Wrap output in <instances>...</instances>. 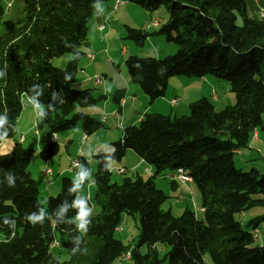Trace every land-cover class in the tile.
<instances>
[{"label":"trees","instance_id":"1","mask_svg":"<svg viewBox=\"0 0 264 264\" xmlns=\"http://www.w3.org/2000/svg\"><path fill=\"white\" fill-rule=\"evenodd\" d=\"M123 1L149 13L164 7L168 22L152 35L173 33L178 41L174 56L135 57L129 65L132 81L140 85L150 103L165 96L173 77L212 76L231 85L236 104L218 112L211 101L201 98L190 105L188 116L147 112L138 125L126 128L123 138L114 143L116 161L132 150L153 170L147 181L137 174L113 183V171L104 172L96 156L94 208L81 245L86 252L75 255L71 252L72 236L78 233L72 228L50 221H45L43 227H33L24 219L25 213L35 211L38 205L51 214L65 198L70 203L72 197L67 190L72 179L64 178L60 194L43 205L38 185L28 170L37 151L16 144L11 152L0 153V168L12 170L18 177L14 188L0 185V233L4 235L0 240V264H113L128 253L134 264H160L157 245L169 248L167 264H205L207 254L214 264H264V246L256 245L252 235L264 215L249 221V230L241 224V216L251 207L264 206V174L256 169L242 173L234 161L237 153L250 146L255 132L259 128L264 131V19L251 18L244 0ZM260 1L264 6V0ZM91 3L24 0V17L19 22L4 23L0 68L5 64L8 67L6 78L0 79V113L7 109L12 124L18 127L25 98L22 94L33 84H41L45 85L42 103L50 102L53 90L62 91L66 101L48 119L53 134L81 124L84 134L90 136L103 127L81 110L99 105L107 100L106 96L73 89L85 55L81 49L88 43L94 17ZM4 15L0 0V23ZM125 29L126 38L139 45L149 37L143 30ZM65 54L73 55V59L63 69L54 67L52 59ZM66 73L71 74L68 82L64 79ZM49 83L51 88L47 87ZM119 94L113 97L118 105L122 100ZM16 133L10 132L7 140ZM59 151L58 143L51 141L39 154L50 159ZM80 162L87 164L84 159ZM179 169L192 177L201 193L202 221L190 209L180 217L162 210L168 197L153 179L166 178ZM171 182L174 188L176 182ZM256 194L262 198H253ZM74 214L70 211L69 218ZM123 214L138 218L140 232L134 244L125 245L116 237ZM6 217L16 221L14 236L13 230L3 224ZM55 241L66 250L69 261L61 262L52 254ZM142 247H146L145 254L141 253Z\"/></svg>","mask_w":264,"mask_h":264},{"label":"rangeland","instance_id":"2","mask_svg":"<svg viewBox=\"0 0 264 264\" xmlns=\"http://www.w3.org/2000/svg\"><path fill=\"white\" fill-rule=\"evenodd\" d=\"M257 1V0H256ZM258 3L260 2L257 1ZM257 3V4H258ZM3 4L5 7V15L2 18L0 23V36L5 33V26L4 23L7 21L19 22L24 17V0H3ZM140 7V6H139ZM264 9L259 8V18L261 15V10ZM140 11H143L144 14L146 11L140 7ZM161 10H165L164 7ZM132 11H128L125 14V21L121 22V28H123V24L133 25H140L145 22V17H137L136 15H131ZM248 14L251 18H254L252 15L251 10L248 8ZM146 15V14H145ZM149 15V14H148ZM133 21H131V18ZM258 18V16H256ZM119 28V26L117 27ZM115 28V30H117ZM140 30V29H136ZM144 30V29H141ZM116 34V33H114ZM125 35V38H124ZM149 36H157V35H150ZM121 47H113V51L104 54V57L111 58V62L106 66H102L99 64H94L91 66L90 70L87 71V74H90L88 78L87 87L84 85H79V81L85 79V73L82 74L78 72L76 74V82L73 84V89L79 92L84 90H91L94 96L99 97L100 95L106 96L107 100L101 102L99 105L95 107L84 108L81 111L92 118H95L99 121L103 127L93 135L86 136L83 132L81 124L77 125L74 129L57 133L58 136V145L60 147L59 153L50 158L44 159L40 156V152L43 151L48 147L50 142L52 141L53 133L48 126V119L55 114H57V110L50 112L46 120H39L32 107H29V104L25 101L23 103V111H22V119L19 123L18 121V129L19 132L16 133L13 141L17 140L19 143V134L24 133L26 136V141L22 144L25 149H35L37 154L33 159L32 163L29 166V172L31 173L32 177L35 179L38 188L40 190V201L43 205L46 204L48 198L53 197L56 198L62 188V182L64 178L73 179L75 176V171L71 169V165L74 160L84 159L87 161L85 164L87 167L92 169L93 176L97 171V160L93 158L89 163L86 159V153L91 147L95 149L98 145L101 144H109L112 147H115L114 143L118 142L124 136L123 128L133 127L131 123L136 122L140 116L139 114H134L133 110L127 107V111H125L124 115L119 113V106L113 100V90L114 86L118 82H122V78L118 75L117 69L114 65H119L122 60L128 59L131 56H138L139 58H153L156 59L154 53L150 51L149 47L146 46V41L144 45H139L136 41L126 38V29L124 33L121 35L120 39ZM129 45L127 47V56L126 52H122V48L124 45ZM85 47V46H84ZM83 47V48H84ZM173 54L170 56H174L177 54V51H173ZM73 59V55L65 54L61 57L52 59V64L54 67L58 69H63L66 67L68 62ZM105 64L106 60L102 59ZM114 67V68H113ZM107 69V70H106ZM92 72V73H91ZM126 75L130 79L129 71L126 68ZM104 76L110 78L115 76L116 82L113 85H110V79L105 78ZM102 84L96 85L95 81L96 78H101ZM208 81H210V85L205 86V90L208 91L207 94H211L214 91L220 97V101L214 102L211 100L212 97H209V101H211L216 111L220 112L224 110V106H234L236 104L235 94L232 91L231 85L225 81H219L215 77L207 76ZM183 79H188L187 77H173L171 81H177V86H180L179 81H184ZM193 81H197L199 83L200 78H195ZM172 87V82H171ZM176 88V87H175ZM199 89V86H197ZM106 92V93H104ZM202 97L197 96L196 101L200 100ZM194 101V102H196ZM186 105H188V111L185 115L180 116H188L191 113L190 110V103L185 101ZM180 104V103H179ZM178 106V105H177ZM175 106V107H177ZM116 109V110H115ZM130 109V110H129ZM115 111V112H114ZM118 111V112H117ZM171 107L169 111L164 116H171L175 117V114L170 113ZM145 112V111H142ZM154 113V112H152ZM102 116H105L106 121H102ZM138 124V122H137ZM136 124V125H137ZM39 131V135L35 134V131ZM257 133H259L261 140L260 142H256V144L251 148L250 146L247 149H243L241 153H244L245 157L248 158V162H244V157L241 158V155L237 153L234 157L235 165L239 171L242 173H249L252 169H256L259 171L260 174H264V131L262 129H258ZM86 136V141L83 143V137ZM251 144L255 140V134L252 136ZM38 140L40 143L37 144ZM7 141V140H6ZM6 141H3L0 146V153H4L6 148ZM10 141V140H8ZM125 167L128 172L127 174L119 175L115 171L112 174V182L113 183H121L125 177H134L139 174L145 181L149 180L152 175L148 171V165L143 164L140 157L133 152L132 150H128L121 161H116L114 165V170L117 168ZM43 169H51L54 172L53 177L50 179L42 174ZM153 172V171H152ZM95 178V177H94ZM48 183L55 184V187H59V192L52 194L51 196L47 193L46 188ZM153 183L156 187L164 192V194L168 197L166 202L162 206V210L167 212L170 211L174 217H180L186 209L192 210L198 220H204V215L201 213V206H202V196L198 188L193 183H188L190 188H185L182 185H179L178 188L174 189L172 187V182L169 178H162L157 177L153 179ZM49 184V185H50ZM182 184V183H181ZM185 185V184H183ZM88 187L86 186V189ZM85 189V191H86ZM96 192V185H94L90 189V194L92 196V202L94 204V195ZM182 196V197H181ZM255 199L262 198L261 195L256 194L253 196ZM245 217L241 218V224L244 229L249 230L247 228V224L249 221L256 217H261L264 215V206H253L248 211L245 212ZM259 235L258 238L255 239L256 245H261L264 243V221L258 226ZM140 232V224L138 218L135 216H129L127 214L122 215L121 223L119 228L116 231V237L120 239L125 245L134 244ZM4 235L0 233V240H3ZM262 242V243H261ZM263 246V245H262ZM159 258L161 260L160 264H167L165 261V255L168 252L169 248L164 245H157ZM141 253H146V247L141 248ZM52 254L56 257H59L61 262H66L70 260L69 255L67 254L66 250L63 247H59L56 250L52 251ZM113 264H134L130 259H124L121 262L119 260L115 261ZM205 264H214L213 260L210 255H205Z\"/></svg>","mask_w":264,"mask_h":264},{"label":"crops","instance_id":"3","mask_svg":"<svg viewBox=\"0 0 264 264\" xmlns=\"http://www.w3.org/2000/svg\"><path fill=\"white\" fill-rule=\"evenodd\" d=\"M117 0H105L104 3V14L100 16H94L93 19L91 20L90 26H89V35H88V43L87 45L81 49L85 55L82 57L80 60L79 64V70L78 72H81L82 74L85 75V79L79 81V85H84L87 87L88 84V76L90 74H87V71L90 70L91 66L94 64H99L104 67H106L110 62L111 58L104 57L103 55L113 51V47H121L120 39L121 35L125 31V27H130L132 29H144L143 31L148 35H152L153 33H156L161 29L162 26H164L168 22V15L166 10H158L153 13H149L146 10V15L144 14L143 11L139 10L138 5H134L128 2L123 1L120 5H117L116 2ZM247 4V8H249L252 12V15L254 18L258 16L259 18V8L263 6L261 1L258 3L257 1L259 0H244ZM258 3V4H257ZM117 6V7H116ZM264 7V6H263ZM128 11H132L131 15H136L137 17H145V22L140 25H129V24H123V28H121V22L125 21V14ZM149 14V15H148ZM256 18V19H258ZM131 21H133L132 17L130 18ZM105 24L106 29L104 31H100L98 29L99 25ZM119 26V28H117ZM117 28V30H115ZM116 33V34H114ZM157 36H149L146 40V46L149 47L150 51L154 53V57L156 59H161L165 56H168L170 54H173V51L178 50V41L176 36L173 33H162V34H156ZM125 38V35H124ZM127 47L129 45H124L122 48V52L125 53L127 56ZM94 56V60H91L89 57ZM138 56H131L128 59L122 60V62L119 63V65H114V67L117 69L118 75L122 78V82H116L115 76H112L110 78L104 76L105 78L110 79V85H113V83H117L116 86H114V96L118 92H120L119 96L122 97L121 103L117 106H119L120 110L119 113L121 115L125 114V111H127V107L129 106L130 109L133 110L134 114H139L140 118L134 122L131 123V126L139 124V122L142 120L143 116L145 113H156V114H161V115H166V113L169 111V108L171 107L170 113L175 114V116L180 115H185L186 112L188 111V105H186L185 101H188L191 104L195 103L197 96L205 98L209 100V97H212L211 100L214 102L220 101V97L215 93L214 91L211 94H207L208 91L205 90L206 85H210V81H208V77H203L200 78L199 83L197 81H193L196 77L193 78H188V79H183L184 81H179L180 86H177L176 82L177 81H171L169 80L165 96L156 100L153 103H150L149 97L143 92L141 89L140 85L136 84L135 82L132 81L131 77L130 79L126 75V68L127 71H129V65L132 62V60ZM102 59L106 60V63ZM113 67V68H114ZM107 70V69H106ZM92 73V72H91ZM104 77H101L104 79ZM76 82V78H75ZM171 82H172V87H171ZM199 86V89L197 88ZM176 87V88H175ZM106 93V92H104ZM113 96V97H114ZM173 99H180V104L175 107L170 104V101ZM27 102V98H23V103ZM28 103V102H27ZM125 103L123 106L122 104ZM24 105V104H23ZM189 105V107H190ZM31 107V105H29ZM227 107L224 106V108ZM24 109V108H23ZM129 109V110H130ZM116 110V109H115ZM145 111V112H142ZM115 112V111H114ZM118 112V111H117ZM105 116H102V119ZM22 119V114L19 118V123ZM137 124V125H138ZM125 128H123V131ZM124 134V133H123ZM24 135L25 140L23 142H18L17 140L13 141L11 139L10 141H6V148L4 153H9L14 149V146L16 144H20L21 147H23V143L26 141V136L24 133L19 134V141H20V136ZM39 135V134H38ZM58 138V136H57ZM123 138V137H122ZM121 140V139H120ZM261 137L257 131L255 132V140L251 144L250 147L252 148L256 142H260ZM58 141V139H57ZM39 144L40 140L37 141ZM24 148V147H23ZM241 155V158L244 157V162H248V158L245 157L244 153L239 152ZM150 167H148L149 171ZM44 169L42 170V174ZM151 168V175L153 174ZM48 183L46 191L47 193L51 196L52 194L58 193L59 187H55V184H50ZM179 185L184 186L185 188H190L189 185H183L181 183L176 182L175 184V189L179 187ZM182 197V196H181ZM92 198V196H91ZM189 209V208H188ZM201 213L203 214V209L201 206ZM245 214V213H244ZM242 217H245V215H242ZM262 243V242H261ZM264 246V243L261 244V246ZM59 247H54L53 250H56ZM52 250V251H53Z\"/></svg>","mask_w":264,"mask_h":264},{"label":"clouds","instance_id":"4","mask_svg":"<svg viewBox=\"0 0 264 264\" xmlns=\"http://www.w3.org/2000/svg\"><path fill=\"white\" fill-rule=\"evenodd\" d=\"M91 8L93 9L94 16H100L104 14L105 8L103 0H92ZM261 14L264 15V9L261 10ZM71 47V45H69ZM74 58H76L74 56ZM7 67L5 64L3 68H0V79H5L7 76ZM140 67V65H136ZM65 81L71 80V74L66 73L64 77ZM47 87L51 88L49 83ZM45 85L33 84L27 92L23 93V97H27V102L34 110L36 117L43 121L46 120L49 113L54 111L57 106L63 105L66 101L64 99L62 91L58 92L53 90L50 93V102L45 105L41 102V97L44 95ZM84 103L87 102V98L84 99ZM10 132H19L17 125L10 122L7 109L3 113H0V142L7 140ZM55 135V134H53ZM116 148L109 144L98 145L95 149L89 147L86 153V159L90 163L93 158L99 156V163L102 165L104 172H112L116 163L115 153ZM76 168L75 176L71 181V186L67 190V195L71 196V202L65 198L51 214L48 213L45 207L38 205L35 211L25 213L24 219L30 223L33 227L39 225L43 227L45 221H50L56 225H67L72 228L77 235L72 236V254L86 252L85 248L81 245L84 243V238L87 235L91 225L92 208L89 205L88 196L84 194L85 185L91 189L96 180L93 176L92 169L87 167L82 162H76L74 165ZM0 185L6 184L9 188L16 186V180L18 177L12 170L4 171L0 168ZM74 212L70 218L69 212ZM3 224L9 229L13 230L12 234L15 235L16 221L12 218H5Z\"/></svg>","mask_w":264,"mask_h":264},{"label":"built area","instance_id":"5","mask_svg":"<svg viewBox=\"0 0 264 264\" xmlns=\"http://www.w3.org/2000/svg\"><path fill=\"white\" fill-rule=\"evenodd\" d=\"M117 3L116 4H121L123 3V0H117L116 1ZM260 17H264V15H260ZM106 29V26L105 24L104 25H100V28L99 30L100 31H104ZM91 60H94V56L92 55V58H90ZM95 84L96 85H101L102 84V78H96V81H95ZM180 103V99H173L170 101V104L172 106H177L179 105ZM125 103L122 104V106L124 105ZM35 134L38 135L39 134V131L36 130L35 131ZM57 135H53L52 136V142H57ZM86 141V136L83 137V143ZM143 164H146L143 160H141ZM76 162H80L79 159L73 161L72 165H71V169L72 170H76V168L74 167V165L76 164ZM128 170L125 168V167H122V168H117L116 169V173L119 174V175H123L125 173H127ZM149 172L151 173V167L149 169ZM44 175L46 177H49L50 179L53 177L54 175V172L51 170V169H44L43 171ZM167 178H169L171 181H175V182H179V183H182V184H188V183H193V180L190 178V176H188L187 174H185L183 172V170H178V172L176 173H173V174H169L167 176ZM88 199H89V205L91 206V208L93 209L94 208V204L92 202V198H91V194H88ZM258 235H259V230L258 229H255L254 230V236H257L258 238ZM131 258V254L127 257V259H130ZM124 260V259H121L120 262Z\"/></svg>","mask_w":264,"mask_h":264},{"label":"bare ground","instance_id":"6","mask_svg":"<svg viewBox=\"0 0 264 264\" xmlns=\"http://www.w3.org/2000/svg\"><path fill=\"white\" fill-rule=\"evenodd\" d=\"M117 5H120V4H117ZM117 7V6H116ZM260 18H263L264 19V17H260ZM101 25H104V24H101ZM100 28V25H99V27H98V29ZM89 58H92V56H90ZM102 121L103 122H105L106 121V118L105 117H103V119H102ZM25 140V137H24V135H21L20 136V142H23ZM52 140V139H51ZM1 144H2V142H1ZM1 144H0V146H1ZM75 161V160H74ZM179 170H182V169H179ZM116 172V169L114 170L113 169V172ZM125 174H127V173H125ZM191 179H192V177H190ZM193 180V179H192ZM86 196L88 195V194H90V189L89 188H87L86 189V191H85V193H84ZM92 211H93V209H92ZM252 235H253V237L256 239L257 238V236H254V231L252 232ZM53 246L54 247H58L59 246V243L57 242V241H55L54 242V244H53ZM130 255V253H128L127 255H125V256H123L121 259H127V257ZM120 259V260H121ZM119 260V261H120Z\"/></svg>","mask_w":264,"mask_h":264}]
</instances>
